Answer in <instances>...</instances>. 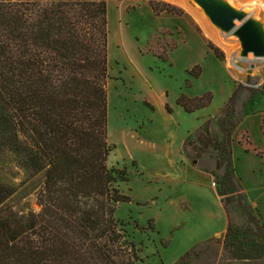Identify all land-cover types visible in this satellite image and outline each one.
Wrapping results in <instances>:
<instances>
[{
	"label": "trees",
	"instance_id": "1",
	"mask_svg": "<svg viewBox=\"0 0 264 264\" xmlns=\"http://www.w3.org/2000/svg\"><path fill=\"white\" fill-rule=\"evenodd\" d=\"M108 1L0 0V264L141 260L126 224L114 217L117 205L129 200L117 184L128 180L125 169L107 164ZM146 2L155 14L183 13L169 3ZM207 46L222 57L219 48L209 41ZM200 69L189 73L198 76ZM241 89L237 85L225 103L217 135L199 128L183 147L197 155L212 148L214 170L208 159L194 158L219 180L225 231L174 264H264V224L234 174L235 124L227 126ZM210 101V93L176 99L185 112ZM260 131L264 139V118ZM36 177L42 178L35 192L39 209L9 204Z\"/></svg>",
	"mask_w": 264,
	"mask_h": 264
},
{
	"label": "rangeland",
	"instance_id": "2",
	"mask_svg": "<svg viewBox=\"0 0 264 264\" xmlns=\"http://www.w3.org/2000/svg\"><path fill=\"white\" fill-rule=\"evenodd\" d=\"M145 1L107 2V142L111 146L107 164L116 170L124 168L128 178L117 183L129 200L117 205L114 217L126 224L128 239L141 259L136 264H174L207 241L199 239L225 225L211 186L212 182L217 189L219 180L198 163L190 146L188 153L183 147L199 128L217 135L224 105L239 84L238 103L227 116V126L235 124L232 163L248 203L264 224V160L258 155H264L260 131L264 61L252 68L249 62L238 61L245 73L229 66L231 52L220 41L227 42L231 51L241 50L239 36L212 23L195 0H183L184 5L158 0L181 9L180 15L155 14ZM251 31L264 45V13H259ZM173 35L183 37L176 49ZM207 41L219 48L221 58L214 56ZM169 51L172 66L162 62ZM195 66L201 68L198 76L189 73ZM205 93H210V103L192 112H173L167 104L168 111L162 105L166 101L177 106L182 94L199 97ZM216 115L218 120L213 119ZM199 155L214 170L212 148ZM22 178L20 173L15 181ZM41 183L42 178L36 177L22 184L9 204L38 210L35 192Z\"/></svg>",
	"mask_w": 264,
	"mask_h": 264
},
{
	"label": "bare ground",
	"instance_id": "3",
	"mask_svg": "<svg viewBox=\"0 0 264 264\" xmlns=\"http://www.w3.org/2000/svg\"><path fill=\"white\" fill-rule=\"evenodd\" d=\"M171 2H178L181 5H184L183 0H167ZM202 0V2L209 8L213 9L215 6H228L231 8V11H234L236 14L242 15L238 20H235V26L231 29L228 34L237 35L238 31L244 32L247 34V29L252 27L256 20L259 18V13H264V2L261 0ZM246 12V13H245ZM197 14V13H196ZM245 23V24H244ZM214 36V35H213ZM218 40V38H217ZM227 42L220 41V44L225 47L228 51L231 52V57L229 61V66H232L238 69L240 72L245 73L246 68L238 64V61H247L253 65L255 62L264 61V45H261L256 53L254 50L246 49L247 52L243 53L246 47L241 46V50L231 51L232 48L226 45Z\"/></svg>",
	"mask_w": 264,
	"mask_h": 264
},
{
	"label": "water",
	"instance_id": "4",
	"mask_svg": "<svg viewBox=\"0 0 264 264\" xmlns=\"http://www.w3.org/2000/svg\"><path fill=\"white\" fill-rule=\"evenodd\" d=\"M206 12L208 15L209 19L211 20L212 23L217 25L219 28L222 30L226 31L229 33L231 29L235 26V20H238L242 17L239 13L236 14L234 11H231V8L228 6H215L213 9H209L203 2L202 0H195ZM245 24V23H244ZM253 27V26H252ZM249 27L247 29L248 33L244 34V32L238 31L237 35L239 36V39L241 40V46L246 47L243 53L247 52L246 49H252L254 51H258L257 48L261 46L259 43L258 37L253 36V33L251 31V28ZM251 68L253 65L251 64Z\"/></svg>",
	"mask_w": 264,
	"mask_h": 264
},
{
	"label": "crops",
	"instance_id": "5",
	"mask_svg": "<svg viewBox=\"0 0 264 264\" xmlns=\"http://www.w3.org/2000/svg\"><path fill=\"white\" fill-rule=\"evenodd\" d=\"M145 3H146V5L149 7V8H151L150 6H149V4L145 1ZM169 14H171V13H169ZM172 15H174V14H172ZM176 30H179L178 28H177V26H176ZM173 38H174V40H175V42H176V46H175V48L174 49H176V48H178V46L180 45V43L183 41V37L182 36H180V37H174V35L172 36ZM208 47V46H207ZM217 58V57H216ZM163 63H168L170 66H172V65H174V61H173V59H172V52H167V54H166V56L163 58V61H162ZM169 105V106H172V108H173V112L175 111V112H178V111H183V108L182 107H180L179 105H175L174 103H168V102H166V101H162V105L163 106H165V105ZM153 106V108H155L154 107V105H152ZM183 140H182V146H183ZM211 186L214 188V190H216L215 189V187L213 186V184H212V182H211ZM216 196L218 197V200L220 201V199H219V196H218V194H217V192H216ZM220 205H221V202H220ZM221 207H222V205H221ZM221 215L223 216L222 218H223V220H224V227H223V229H218V230H215V231H213L212 233H211V235L209 236V237H205V238H203V239H199V241H203V240H210V239H212V238H214V237H217V236H219L222 232H224L225 231V228H226V225H227V217H226V214H225V211L223 210V207H222V213H221ZM198 241V242H199Z\"/></svg>",
	"mask_w": 264,
	"mask_h": 264
}]
</instances>
